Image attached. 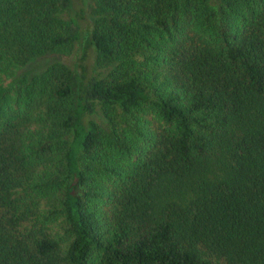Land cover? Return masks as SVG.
<instances>
[{
    "label": "trees",
    "instance_id": "trees-1",
    "mask_svg": "<svg viewBox=\"0 0 264 264\" xmlns=\"http://www.w3.org/2000/svg\"><path fill=\"white\" fill-rule=\"evenodd\" d=\"M72 1L0 0V264H264V0Z\"/></svg>",
    "mask_w": 264,
    "mask_h": 264
},
{
    "label": "rangeland",
    "instance_id": "rangeland-1",
    "mask_svg": "<svg viewBox=\"0 0 264 264\" xmlns=\"http://www.w3.org/2000/svg\"><path fill=\"white\" fill-rule=\"evenodd\" d=\"M94 3V0H73L69 8V15L76 24L82 25L85 27L86 23L89 21V14H91L90 6ZM78 46L75 47L74 51L68 55H57V54H45L26 66H21L14 71L13 81L23 73H29L33 75L34 73L42 70L47 64L60 61L69 66L72 65L76 58V53ZM9 81H6L4 85H8Z\"/></svg>",
    "mask_w": 264,
    "mask_h": 264
}]
</instances>
